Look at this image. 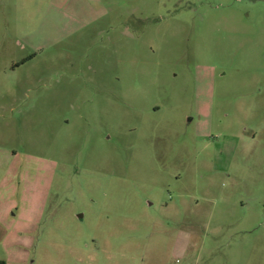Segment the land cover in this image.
Segmentation results:
<instances>
[{
	"label": "rangeland",
	"instance_id": "374dc122",
	"mask_svg": "<svg viewBox=\"0 0 264 264\" xmlns=\"http://www.w3.org/2000/svg\"><path fill=\"white\" fill-rule=\"evenodd\" d=\"M0 264H264V0H0Z\"/></svg>",
	"mask_w": 264,
	"mask_h": 264
}]
</instances>
